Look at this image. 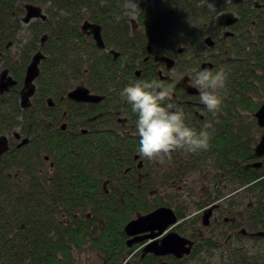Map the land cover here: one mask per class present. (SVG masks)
Instances as JSON below:
<instances>
[{
    "label": "trees",
    "instance_id": "trees-1",
    "mask_svg": "<svg viewBox=\"0 0 264 264\" xmlns=\"http://www.w3.org/2000/svg\"><path fill=\"white\" fill-rule=\"evenodd\" d=\"M125 1L0 0V62L17 80L9 93L0 94V134L20 125L23 134L30 138L24 146L3 157L0 163V264H74L72 248L77 251L87 242L91 224L84 223L82 213L89 206H94L93 211L106 222L91 244L106 255L107 264H123L120 257L125 245L123 224L135 210L146 212L164 204L159 197L145 200L146 196L141 192L133 198V208L112 210L110 205L119 203L118 195L112 198L91 189L100 188L106 178L113 180L114 173L118 172L117 164L92 154L86 157L88 162L83 161L79 156H73V148L67 143L58 148L52 188L48 189L51 186L48 182L35 183L30 158L37 156L39 149L33 134V109L39 96L65 93L74 81L82 78L101 84L104 92L118 85L122 91L119 62L84 40L79 30L84 18L102 26L107 46L122 51L120 61H127L130 52L145 51V45L153 48L155 53L169 55H174L176 46L180 45L185 47V58L195 54L190 59L200 62L206 37H217V50L223 55L216 60L215 71H211L223 68L227 82L226 89L220 93L225 99L221 112L214 116L216 122H245L237 119L242 116L240 111L254 112L261 104L264 95V0H217L213 10L204 0H153V5L138 4L143 32L133 35L127 31ZM25 3L44 6L47 18L28 24L30 41L21 48L14 61L15 57L6 51V40L14 38L19 31ZM226 11H233L237 22L231 28L234 36L224 41L215 17ZM109 13L111 15H107ZM43 36L45 41L41 45ZM38 49L45 56L36 78L38 96L33 98L30 107L21 109L18 89L27 63ZM9 169H19V172L8 173ZM185 169L188 173L192 171L189 166ZM97 174L99 178L95 176ZM128 183L126 181L125 186ZM157 185L156 182L152 184L153 187ZM262 186L264 189V178ZM166 204L170 205V202ZM77 209L81 210L80 215L73 217ZM66 217L71 218L68 224ZM88 220L98 219L93 216Z\"/></svg>",
    "mask_w": 264,
    "mask_h": 264
},
{
    "label": "flooded vegetation",
    "instance_id": "flooded-vegetation-1",
    "mask_svg": "<svg viewBox=\"0 0 264 264\" xmlns=\"http://www.w3.org/2000/svg\"><path fill=\"white\" fill-rule=\"evenodd\" d=\"M138 12L139 9L135 17L127 16L126 24L129 25L127 31L130 35L143 32L139 24ZM84 20L94 22L89 18ZM82 22L79 30L84 40L98 47L93 35L88 33L89 30L81 28ZM216 25L222 40L226 41L234 36L231 29L233 24L227 27L217 23ZM228 31L233 34H226ZM100 32L104 46L98 48L109 55L111 60L119 62L118 78L122 81V90L138 81L157 80L165 87L172 85L173 109L184 112L185 122L189 127L199 131L206 121L213 123L215 131L210 140L211 147L207 151L197 153L173 152L171 159H165L164 163L142 159L137 151L139 147L136 131L137 115L132 112L131 105L121 97L120 85L105 89L104 92L101 84L82 78L74 81L65 93L57 96L46 94L39 96L36 101L33 109V134L34 142L39 149L36 151L37 156L30 158L33 161L31 168L35 183L41 185L48 182L51 185L48 189L52 188L58 148L62 144H70L73 148V156H79L83 161L88 162L86 157L92 154L93 157L117 164L118 172L114 173L113 180L106 178L100 188L91 189L92 192L107 194L112 198L118 195L116 200H119V203L110 205L112 210L125 211L133 208V198L144 192L145 200L150 201L159 197L164 204L153 206L146 212L135 210L129 220L160 206H168L174 211L175 222L160 233L158 229H154L128 235L124 226L129 220L123 224L125 245L120 257L123 262L125 261L124 264H264L262 186L264 153L259 154L256 151L263 134V128L258 125L254 115L258 108L252 112L253 123L220 124L216 122L214 117L216 115L209 112L201 103L198 88L192 86L197 73L204 70L215 71L217 68L216 60L223 55L217 50L219 39L212 36L211 44H204L203 59L200 62L190 59L194 58L195 54L185 58V47L180 45L176 46L174 55L155 53L153 48L145 45V51L132 50L134 52H130L127 61H120L122 51L107 46L102 26ZM44 41L45 39L42 41L41 38V45ZM8 45L9 42L6 43V49ZM179 47L183 49L181 52L177 50ZM39 50L41 49L37 51ZM112 51L118 54L114 55ZM162 56L171 60L165 61L160 58ZM16 60L17 58L14 59ZM1 63L0 73L2 69H7L9 75L16 81L15 85L9 86L0 93L5 94L17 85V80L4 63ZM205 63L211 66H204ZM35 85L36 90L28 107L32 105L33 98L38 96L36 80ZM21 87L22 84L18 89V103ZM78 87H85L88 90L80 100L69 96V93ZM88 95L95 96V99H88ZM20 108L26 109L21 106ZM240 112L242 116L237 119L245 121L243 115L245 110ZM2 134L7 136V149L1 155L0 163L3 157L30 140L29 135L23 134L20 125L0 135ZM25 137H28L27 142L20 144ZM186 166L192 169L190 173L185 169ZM14 171L17 174L19 169H9L8 173ZM85 176L88 177L89 174L85 173ZM95 176L99 178L98 174ZM126 181L129 182L128 186H125ZM134 182L137 183L133 185ZM153 182L158 185L153 187ZM39 190L41 189L38 188ZM100 199L107 200L104 197ZM127 201L131 203L128 204ZM167 201L170 205L166 204ZM93 207L83 209L84 223H89L91 226L87 230L89 233L87 242L79 248V251L85 248L100 258V264H107L106 255L101 254L100 250L91 244L96 239V233L100 232L101 226L106 223L101 216H97ZM98 207L96 206V209ZM76 211L78 212L73 214V217L80 215L81 210ZM93 216L98 220H88ZM70 222L71 218L66 217L65 223ZM170 233L190 242L186 244L190 247L188 253L177 256L167 250L161 252V249H156ZM143 236L148 237L128 244L129 240ZM151 244L155 245L145 250ZM67 247H70L68 242ZM72 249L71 253L74 255L78 250ZM66 258H69V254Z\"/></svg>",
    "mask_w": 264,
    "mask_h": 264
},
{
    "label": "clouds",
    "instance_id": "clouds-1",
    "mask_svg": "<svg viewBox=\"0 0 264 264\" xmlns=\"http://www.w3.org/2000/svg\"><path fill=\"white\" fill-rule=\"evenodd\" d=\"M227 73L223 68L216 72L204 70L197 73L193 87L200 92V101L213 115L222 110ZM173 86L167 87L157 80L138 81L126 86L120 93L137 115L136 131L139 137L137 149L142 159L164 163L176 151L197 153L207 151L215 131L211 121L200 130L189 127L183 111L173 109Z\"/></svg>",
    "mask_w": 264,
    "mask_h": 264
},
{
    "label": "water",
    "instance_id": "water-1",
    "mask_svg": "<svg viewBox=\"0 0 264 264\" xmlns=\"http://www.w3.org/2000/svg\"><path fill=\"white\" fill-rule=\"evenodd\" d=\"M259 6V3L256 4ZM24 10L25 13L22 16L21 20L24 24H28L33 19H40L45 20L47 18V15L43 12V9L40 5L33 4V3H26L24 4ZM237 21V16L234 12L228 11V12H221L216 16V23L220 26L227 27L231 24H234ZM81 28L84 30H89L88 33L93 35V38L95 39L96 45L98 47H103L104 42L101 36V26L98 23L90 22L88 20H84L81 24ZM226 34H233L231 31L226 32ZM45 39V37H42V41ZM211 37L208 36L205 39L206 44H211ZM179 52H181L183 49L182 47H179L177 49ZM114 55H117L118 52L112 51ZM44 54L41 50L37 51L33 54L31 57V62L29 65H27L22 81V87L19 92V104L22 108H27L30 105V99L33 96L36 85L35 80L38 77L40 73L39 64L41 60L44 58ZM161 59L165 61L171 60L168 57L162 56ZM204 66H211V64L205 63ZM16 81L13 79L12 76L9 75L7 69H2L0 73V93L4 92L8 89L9 86L15 85ZM88 93V90L85 87H78L72 92L69 93V96L71 98L75 99H82L83 94ZM88 99H95V96H89ZM258 125H260L263 128V134L261 137V140L257 144L256 151L259 154L264 153V96L263 100L258 107V109L254 113ZM15 135L18 136V133L15 132ZM28 140L27 137L23 138L20 144L26 143ZM7 149V136L6 135H0V157ZM176 220L174 211L172 208L168 206H160L153 211L138 215L136 218H133L129 220L125 226V232L128 235H134L138 234L140 232H144L146 230H154L158 229L159 233L164 230L167 226L174 223ZM158 234V233H157ZM155 235H152L154 237ZM148 236L143 237H135L128 241V244H132V242L140 239L147 238ZM190 244V242L185 238H179L176 234L170 233L162 240V245L158 246L156 249L160 250L161 252H172L176 254L177 256H181L184 253H188L190 250V247L186 244ZM155 244H151L146 247L145 250H149L152 248Z\"/></svg>",
    "mask_w": 264,
    "mask_h": 264
},
{
    "label": "rangeland",
    "instance_id": "rangeland-1",
    "mask_svg": "<svg viewBox=\"0 0 264 264\" xmlns=\"http://www.w3.org/2000/svg\"><path fill=\"white\" fill-rule=\"evenodd\" d=\"M152 2L153 0H126L124 3L125 14L129 18L135 17L138 11V4L151 5ZM204 3L208 6V8L213 10L216 6L217 0H204ZM39 5L43 8V12L46 13L44 6H42L41 4ZM27 27L28 24L21 23V27L17 32L16 36L14 38H10L6 40L7 43L9 42L8 45L9 55L14 57L19 53L21 48L25 47L29 43L31 34L29 33ZM1 67H2V63L0 64V68ZM244 118L246 123L254 122V120L252 119L251 111L250 112L245 111ZM183 198L186 199L185 197ZM73 256L75 259L74 264H100L101 261L100 258L96 256V254L90 253L85 248H83L81 251L78 250L77 252L74 253Z\"/></svg>",
    "mask_w": 264,
    "mask_h": 264
},
{
    "label": "bare ground",
    "instance_id": "bare-ground-1",
    "mask_svg": "<svg viewBox=\"0 0 264 264\" xmlns=\"http://www.w3.org/2000/svg\"><path fill=\"white\" fill-rule=\"evenodd\" d=\"M38 19V18H37ZM34 20H36V19H34ZM31 22V21H30ZM7 51H8V53H9V49H7ZM37 52V51H36ZM43 53V52H42ZM19 56V53L17 54V55H15L14 57L15 58H17ZM31 61H29L28 63H27V65H29V63H30Z\"/></svg>",
    "mask_w": 264,
    "mask_h": 264
}]
</instances>
